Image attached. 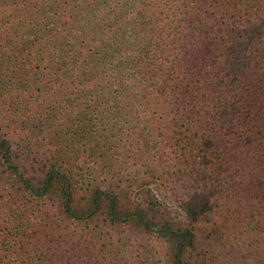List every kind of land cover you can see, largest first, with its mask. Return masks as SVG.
<instances>
[{"label": "trees", "instance_id": "1", "mask_svg": "<svg viewBox=\"0 0 264 264\" xmlns=\"http://www.w3.org/2000/svg\"><path fill=\"white\" fill-rule=\"evenodd\" d=\"M0 264H264V0H0Z\"/></svg>", "mask_w": 264, "mask_h": 264}]
</instances>
